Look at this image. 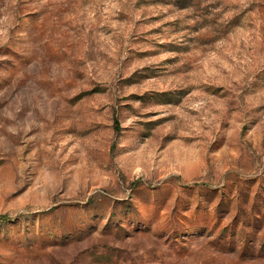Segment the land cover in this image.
Segmentation results:
<instances>
[{"label":"rangeland","instance_id":"374dc122","mask_svg":"<svg viewBox=\"0 0 264 264\" xmlns=\"http://www.w3.org/2000/svg\"><path fill=\"white\" fill-rule=\"evenodd\" d=\"M0 264H264V0H0Z\"/></svg>","mask_w":264,"mask_h":264}]
</instances>
